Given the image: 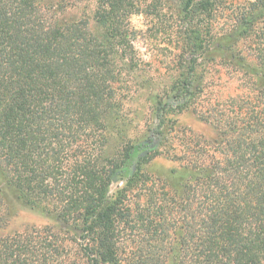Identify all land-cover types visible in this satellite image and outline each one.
<instances>
[{"label":"trees","instance_id":"1","mask_svg":"<svg viewBox=\"0 0 264 264\" xmlns=\"http://www.w3.org/2000/svg\"><path fill=\"white\" fill-rule=\"evenodd\" d=\"M91 1L0 0V264H264V0H182V70L134 138L130 18L161 1ZM17 203L52 223L5 231Z\"/></svg>","mask_w":264,"mask_h":264},{"label":"rangeland","instance_id":"2","mask_svg":"<svg viewBox=\"0 0 264 264\" xmlns=\"http://www.w3.org/2000/svg\"><path fill=\"white\" fill-rule=\"evenodd\" d=\"M59 2L64 9L65 16H77L93 6L91 0H51ZM160 10L156 14L136 13L130 18L132 26L137 30L134 40L138 54L143 59V68L132 78V94L126 100L124 130L129 137H138L148 128L154 127L157 122L149 97L150 94L163 93L170 83L180 74L181 55L184 54L183 36L187 24L181 21L182 0H160ZM243 1V0H236ZM159 3V2H157ZM93 25V24H92ZM186 57H191L185 51ZM205 70H199L197 76L205 75ZM177 126L193 129L206 137H213V127L201 120L191 109L174 115ZM121 137L114 134L109 145V152H115ZM173 167L184 171L179 164L166 158H157L150 166V170L158 174H169ZM115 183L112 189L117 188ZM5 231L13 232L22 230L32 225L43 226L52 223V220L42 213L28 209L20 204H15ZM135 243L128 245L127 253L134 248ZM133 251V250H132Z\"/></svg>","mask_w":264,"mask_h":264}]
</instances>
